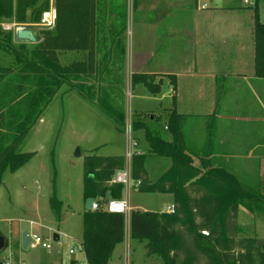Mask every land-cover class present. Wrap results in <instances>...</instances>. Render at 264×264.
<instances>
[{
  "label": "trees",
  "instance_id": "trees-1",
  "mask_svg": "<svg viewBox=\"0 0 264 264\" xmlns=\"http://www.w3.org/2000/svg\"><path fill=\"white\" fill-rule=\"evenodd\" d=\"M107 6L117 11H107ZM53 7V26L39 30L38 43H16L12 31L0 28V51L14 56L13 66L0 64V176L8 164L14 171L34 155L18 151V145L63 86L64 92H76L118 129L124 128L126 0H53ZM48 11L49 0H0V18L14 15L16 23H40ZM101 17L110 23L100 24ZM254 19L255 75L264 77V23L256 12ZM65 53L80 57L64 64L60 55ZM131 83H142L152 93L158 89L151 84L152 75L132 73ZM135 116L132 127L145 129L148 155L168 157L171 165L151 181L145 154L135 152L131 179L138 192L171 193L174 211H131V238L144 240L146 255H157L164 264H264V238L238 235L236 223L240 199L264 210L259 189L240 184L225 168L195 167L186 152L184 117L174 110L166 122L170 141ZM124 165L123 155L89 151L83 158L84 201L91 197L102 205L107 195L120 198L123 186L113 176ZM208 182L226 192L213 193ZM49 204L60 214L55 192ZM124 221L123 214L101 207L84 210L81 247L86 264H108L114 247L123 241Z\"/></svg>",
  "mask_w": 264,
  "mask_h": 264
},
{
  "label": "rangeland",
  "instance_id": "rangeland-1",
  "mask_svg": "<svg viewBox=\"0 0 264 264\" xmlns=\"http://www.w3.org/2000/svg\"><path fill=\"white\" fill-rule=\"evenodd\" d=\"M164 1L129 0L124 32L128 64L123 83L125 124L122 130L76 92H64L63 86L18 145V151L34 152V155L14 171L10 170L8 164L0 176V235L7 240L6 247L0 251V264H40L47 261L33 260L56 251L68 260L73 256L69 249L75 251V256L81 262L85 261L79 241L85 210L83 158L89 151L101 156L123 155L126 159L127 152L145 154L144 166L152 181L170 167V158L147 154L145 129H133L131 121L137 113L144 116L137 118V122L147 125L150 114L154 113L157 116L151 129L166 137L167 132L163 130L165 108L171 106L172 102L165 75L161 76L163 80L158 93H152L142 83L132 85L130 72L135 70L133 58L149 61L150 67H161V72L173 70L180 84L184 81V20L192 17L188 14L184 16V11L193 7L195 0H167L166 8L162 6ZM112 8L117 11L115 6L109 9ZM255 8L259 21L264 22V0H257ZM253 13L254 7L238 8L222 0L217 9L193 10L190 15H200L218 22L223 31L220 36H215L219 40L213 38V41L215 45L219 44L220 65L230 69L234 65L233 60L240 55L234 45L243 40L244 54L248 51V38L250 40L254 24ZM53 21V0H49V11L42 15L40 23H16L14 15H11L0 18V28L12 32L16 26L40 30L52 27ZM214 49L217 48L214 46ZM79 57V53L60 55L64 64ZM0 64L13 66L14 56L0 51ZM220 84L218 86L221 87ZM128 125L131 126L130 133L126 131ZM76 149L80 151L79 156L75 155ZM54 192L61 202L60 214L49 204ZM126 197L132 208L139 211L165 212L173 200L171 194L133 191L132 185L128 193L123 187L120 198ZM239 201L242 203L238 204V235L248 237L256 234L258 238H264V220L256 216L255 206L247 205L241 199ZM257 209L260 211L259 207ZM24 231L47 239L52 247L23 248L21 237ZM53 233L60 234L59 243L52 239ZM125 238L115 248L114 261L120 260L121 264H164L157 255L152 258L144 256L145 241L139 242L128 235L127 248Z\"/></svg>",
  "mask_w": 264,
  "mask_h": 264
},
{
  "label": "crops",
  "instance_id": "crops-1",
  "mask_svg": "<svg viewBox=\"0 0 264 264\" xmlns=\"http://www.w3.org/2000/svg\"><path fill=\"white\" fill-rule=\"evenodd\" d=\"M166 1L167 0L162 4L165 8L168 3V1ZM256 5L254 6V12L256 10ZM106 8L108 11L110 7L107 6ZM128 9L129 0H126V17ZM222 9L232 8L223 7ZM193 10H198L195 3H193V7L189 10L184 11V16L188 14L187 16L192 17H187V19L184 20L185 53L183 83L180 84L178 75H176L173 70L161 72V67H156V65L150 67L149 61L143 59L134 60L133 58L132 62L135 70H132L130 73L131 75L132 73L152 75L151 84L158 88L157 92L154 93L160 91L159 84L162 83L163 80L161 76H167V84L172 102L171 106L165 108L166 116L163 130L167 132V136L164 138L167 141L171 139L166 122L171 111L174 110L177 114L184 117L183 132L186 152L191 156L192 164L195 167L201 168L203 171L225 168L236 177L240 184L259 189L260 193L264 195V77L255 75L254 24L250 33V40L248 38L247 53L244 54L245 46L243 40L236 43L234 49H238L240 55L233 60V67L228 69L220 65L219 44L215 45V41H213V38L217 39L215 36H220L221 30L223 31V29L220 28L218 22L214 21L212 18L190 15ZM99 21L101 22L100 24L106 26L111 20L108 17H101ZM122 23L126 25V18L124 21L122 20ZM231 32H233V30ZM218 40L219 39L216 41ZM214 46L217 48L216 50ZM125 48L126 73L128 64L126 40ZM218 83H221L222 86H218ZM145 87L147 88V86ZM136 114H134L133 117ZM156 116L157 115L154 113L150 114L147 126L151 127ZM135 117L139 118L144 116L139 115ZM128 166L130 168V161ZM207 186L215 194H224L226 192L222 187L216 186L211 182H208ZM135 187V185L132 186L133 191L138 192ZM251 204L255 206L257 211L256 216L264 220V210L252 202L247 203V205ZM258 207L260 211H258ZM131 211L139 210H135L131 206L129 213L123 214L125 216L124 237H126L125 243L127 248H129L128 235H130ZM165 212H167V208ZM59 236L60 234H58V238ZM254 236H256V234L248 237ZM81 240L79 241L80 245ZM139 242L142 241L139 240ZM145 243H143L144 256L146 258L156 257L154 255H146ZM118 246L119 244L114 247L108 264H121L120 260L114 261L113 259L115 248ZM70 250L71 249H69V251ZM70 254L73 256L66 260L62 258V256H59L56 251V253H48L44 258L33 261H47L40 264H69L71 261H75L76 264H86L83 250L82 255L85 260L83 262L75 256V251Z\"/></svg>",
  "mask_w": 264,
  "mask_h": 264
},
{
  "label": "built area",
  "instance_id": "built-area-1",
  "mask_svg": "<svg viewBox=\"0 0 264 264\" xmlns=\"http://www.w3.org/2000/svg\"><path fill=\"white\" fill-rule=\"evenodd\" d=\"M222 2V0H195V6L198 10H211V9H217V5ZM227 2L232 3L236 7H254L256 5V0H227ZM55 17V11L53 10V20ZM54 22V21H53ZM126 131L128 133L131 132V126H126ZM127 159L125 158V165L124 168L120 171H117L113 176V181L116 183L122 184L123 187L127 189V192L129 191V187L132 185H137V183L133 182L130 176V168L128 166L131 154L127 152ZM103 208V210L112 212V213H121V214H127L131 210V206L129 204L128 198H111L105 201L102 205H100L97 201L92 202L91 204V210H95L98 208ZM174 208L173 205L170 207H167V212H173ZM29 241L27 243V246L30 248H36L38 246H41L45 249H50L52 246L50 243L47 242V239H42L38 234L36 233H28ZM53 239V236H52ZM56 241L59 243V238L56 239ZM74 250L71 249L69 253H73Z\"/></svg>",
  "mask_w": 264,
  "mask_h": 264
},
{
  "label": "water",
  "instance_id": "water-1",
  "mask_svg": "<svg viewBox=\"0 0 264 264\" xmlns=\"http://www.w3.org/2000/svg\"><path fill=\"white\" fill-rule=\"evenodd\" d=\"M13 40L16 43L35 44L41 41V35L39 30L33 28H25L22 26H16L13 31ZM75 155L76 156L80 155V151L78 149H76ZM93 200L94 199L91 197L85 199V209L87 211L91 210V204ZM57 238H58V234L53 233V240L56 241ZM28 241H29L28 232L24 231L21 237V243L23 248L27 247ZM6 245H7V240L0 235V251L3 250L6 247Z\"/></svg>",
  "mask_w": 264,
  "mask_h": 264
}]
</instances>
